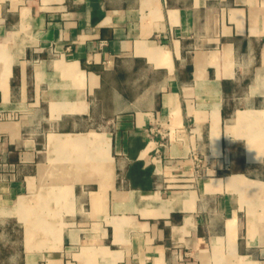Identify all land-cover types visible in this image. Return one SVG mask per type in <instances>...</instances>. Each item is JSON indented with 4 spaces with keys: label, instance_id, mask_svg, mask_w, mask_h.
Segmentation results:
<instances>
[{
    "label": "crops",
    "instance_id": "obj_1",
    "mask_svg": "<svg viewBox=\"0 0 264 264\" xmlns=\"http://www.w3.org/2000/svg\"><path fill=\"white\" fill-rule=\"evenodd\" d=\"M0 264H264V0H0Z\"/></svg>",
    "mask_w": 264,
    "mask_h": 264
},
{
    "label": "built area",
    "instance_id": "obj_2",
    "mask_svg": "<svg viewBox=\"0 0 264 264\" xmlns=\"http://www.w3.org/2000/svg\"><path fill=\"white\" fill-rule=\"evenodd\" d=\"M156 134L160 135V137H161V140L159 141L158 146H159V147L164 146L165 143H164L163 140H162V139L164 138V134L161 132V130H159V129L156 128L155 126H153V125L150 126V127L148 128V131H147V136H148L149 138H153L154 135H156ZM155 151H156V153H159V148H156Z\"/></svg>",
    "mask_w": 264,
    "mask_h": 264
}]
</instances>
